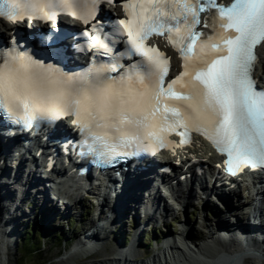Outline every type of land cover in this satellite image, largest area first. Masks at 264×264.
I'll list each match as a JSON object with an SVG mask.
<instances>
[{
    "label": "snow or ice",
    "instance_id": "snow-or-ice-1",
    "mask_svg": "<svg viewBox=\"0 0 264 264\" xmlns=\"http://www.w3.org/2000/svg\"><path fill=\"white\" fill-rule=\"evenodd\" d=\"M99 4L0 0V17L47 22L67 13L86 26L89 48L107 53V37L101 39L95 21ZM122 7L125 18L117 25L127 37L124 54L140 60L125 67L118 57L108 64L94 55L87 68L68 73L21 50L24 44L14 36L13 46L0 51V110L27 127L72 116L82 135L81 154L87 148L103 165L171 144L170 133L183 145L191 131L226 155L231 175L242 165H264V91L252 78L255 48L264 44V0H123ZM210 9L216 13L211 34L197 31L200 14ZM49 34L55 39L53 30ZM163 35L183 61L170 79L168 58L148 39Z\"/></svg>",
    "mask_w": 264,
    "mask_h": 264
},
{
    "label": "bare ground",
    "instance_id": "bare-ground-1",
    "mask_svg": "<svg viewBox=\"0 0 264 264\" xmlns=\"http://www.w3.org/2000/svg\"><path fill=\"white\" fill-rule=\"evenodd\" d=\"M6 24L0 21V29L6 28ZM260 51L264 52V45L260 47ZM262 67V65H261ZM200 147L199 145H195L193 149H191L189 152H194V156H199L202 157L200 153ZM183 155L185 158H183ZM181 157V164L178 166V170L175 171V176L179 177L180 170L184 169V172H190V177H186L185 180L182 181L184 185H187L189 182V179L191 177L195 176L194 178L197 179L196 182V196L200 193L205 194V192H201L202 186H201V181L200 180H205L206 183L210 184L211 186H218L220 188H223V190H245L244 193H249L250 195H255L258 192L257 195V201L254 203L253 206L249 207L248 209V216L245 218L241 217L238 213L235 215H221L223 218L222 219H202V220H195L197 221V225L199 228H203L204 232L207 233L206 240L203 241L204 238V232L203 235L201 236L202 239H195V230L198 229L197 226L194 224L193 227H191L189 224L191 223V220H182L180 224V227L176 231L175 234L170 235L168 239L162 240L160 243L159 239L156 237V241H153L150 243L152 246L153 251H158L159 254L152 259L145 260V261H140L139 264H150L151 261L153 264H235L237 262L243 263V264H262L264 263V243L262 242V237L264 236V233L261 235L257 234L254 231V222H260L264 226V180L260 179V175H257L253 181L251 182H245L242 181L239 184H234V185H226L225 183L221 182L219 179L217 173H215V169L212 166L213 162L215 161V157H210L206 159V162H204L205 167L202 168L200 171L198 170H192L193 165H187L188 161V152L187 153H182L180 155ZM33 158V157H32ZM21 159V157H20ZM19 157L14 156L12 153L9 151H6L0 156V264H5V256L4 253L9 249H12L14 245L16 246L17 244V239L14 244L12 238L18 237L16 230H19V222L21 219H26L24 215L26 213L21 209L20 207V202L21 201H28L26 199V196H28V192L26 191V187L28 189H31L34 191V193L37 194V198L34 199L39 200L40 197L42 196V199L48 200V196L45 194H42L40 191L39 183L40 179L37 177V167L30 172L28 170L31 168V163H28L27 165L23 164ZM35 159V158H34ZM33 159V160H34ZM20 160V161H19ZM3 161V162H2ZM11 163L10 165H8ZM17 165H16V164ZM183 168V169H182ZM142 177V178H141ZM138 177L136 180L129 182L127 184V187L125 190L121 192H116V199L118 200V203L114 208H112L113 204V191L111 190L110 193H104L103 196H96L97 199V205L99 206V215L96 217V224L92 227H90L89 231L83 235L84 241H79L77 242V246L79 247V250L83 249V247L87 246L89 243H97L100 240V234L98 231L103 227L111 226L113 225H108V223L113 224V222H122V219L124 215L130 216V214H134L135 210L139 211L140 209L148 211L146 208L142 207V203L146 202L147 204H151L153 201V206L154 204H157V202L154 201L153 199V185L149 184V180L151 179L150 176H141ZM181 180H179V183ZM149 185V187H148ZM180 185V184H179ZM5 186H8V189L6 192L4 191ZM66 188L69 190V196L71 199H74V203L68 204V203H63V204H68L64 205L65 210L62 213L63 215L65 214V211H68L70 205L74 206L72 208H76V205L78 203H82V201L87 198V195H83L80 191L76 190L75 188L72 187L71 183L66 184ZM204 189V188H203ZM31 191V192H33ZM207 191V190H206ZM11 192H15L16 195L14 197L11 196ZM199 192V193H198ZM19 193V195H18ZM41 193V194H39ZM146 194L147 199H152V200H147L144 197V194ZM216 194V192H213ZM86 194V193H85ZM8 197V198H7ZM67 197V198H68ZM7 198V199H6ZM20 198V199H19ZM25 198V199H24ZM11 201L10 206H9V211L12 210V215L13 217L8 216V213L3 210V204H6V201ZM143 199V200H142ZM21 200V201H20ZM32 200V201H34ZM18 201V202H17ZM41 201V199H40ZM109 201L110 203H106ZM175 198H172L169 202L168 198L166 200V205L167 207L170 206L171 210H174V205ZM177 203V202H176ZM26 204V203H25ZM131 206V207H130ZM56 207V206H55ZM54 206L52 207L55 208ZM71 208V209H72ZM140 208V209H139ZM73 210V209H72ZM54 211V210H53ZM55 210V214H56ZM162 212L156 210H152V212H144L145 216V223H147L149 227H152L155 222H159L164 228H166V219L160 220L161 216H163L165 213H167L168 208L162 209ZM166 211V212H165ZM29 210H27V214H29ZM53 213V214H54ZM52 214V213H51ZM169 214V213H167ZM166 214V216H167ZM135 215V214H134ZM174 215V214H173ZM172 215V216H173ZM24 216V217H23ZM108 216L111 217L108 219ZM23 217V218H22ZM225 218V219H224ZM234 218V219H232ZM244 219V220H240ZM209 220V221H206ZM236 220V221H234ZM245 220H250L245 221ZM93 221V222H95ZM230 221V222H229ZM23 222L21 223V225ZM97 225V226H96ZM99 228H96L98 227ZM144 227V226H143ZM145 227L142 229L144 230ZM252 229L254 232V238L247 237V239L251 240L250 246L249 245H244L241 246L240 244H237L235 241L242 239V241L245 243L246 241L243 240L245 237H234L231 238L229 236H225V234L221 233L220 236L217 239H224L223 241H217V239L213 242L217 244V242H220V244L224 245H230V246H237L241 247L243 249L249 248L252 249V253L250 252H242V251H234V250H229L226 252H219L218 247L211 245L209 243H212V236L214 235V232L217 231V234L219 232H225L230 234L231 236L234 235L232 233H236L238 231L242 232L243 234H252ZM141 230V231H142ZM232 232V233H230ZM238 232V233H240ZM133 238V237H132ZM131 238V240H132ZM188 239V242H187ZM96 240V241H95ZM129 241V245L127 247L117 249L116 254L114 255L113 261L115 264H127L129 263V258L128 254L131 252V247L132 244L134 243L133 241ZM197 240V242L195 241ZM233 243H229L232 242ZM187 242V244H185ZM190 242H196V245H201V249L198 252L199 257L194 256L191 254L188 249V244ZM228 242V243H226ZM236 244V245H235ZM97 245V244H96ZM254 245V246H253ZM191 249H194V247L191 245ZM260 247V248H258ZM216 248V249H215ZM218 248V249H217ZM221 249V248H220ZM227 249V248H226ZM78 252L80 253L81 251ZM89 250L85 248V252ZM195 250V249H194ZM73 251V250H72ZM74 253L78 254V252L73 251ZM197 252V251H195ZM194 252V253H195ZM214 253L213 256H210L211 253ZM209 253V254H208ZM257 253V254H256ZM209 255V256H208Z\"/></svg>",
    "mask_w": 264,
    "mask_h": 264
},
{
    "label": "rangeland",
    "instance_id": "rangeland-1",
    "mask_svg": "<svg viewBox=\"0 0 264 264\" xmlns=\"http://www.w3.org/2000/svg\"><path fill=\"white\" fill-rule=\"evenodd\" d=\"M194 177L195 176L189 179V181H191L192 179L194 180L189 184L188 187L186 186L187 189H184V194L182 196L185 197L186 218H179L176 222L177 224H175V222L169 224V222L166 221V228H159L158 230L156 228L159 226L154 224L155 226L153 225L154 227L152 226V228L149 229V225L145 223V216H143L144 212L148 211H144L139 208V211L135 210V215L132 213L128 217V215L125 214L122 219V222H119L118 220V222H113V224L108 223V225H113V227H102L100 231H98L101 236L100 240L96 243L97 245L95 247H90L89 250H87L86 252H78V254L71 253L73 252L70 251L72 249V246H74L79 241H84L83 235H85L89 231L91 226L93 227L97 223L95 220L96 217H98L100 211L94 193L97 190H90V192L87 194V198H85L82 203H78V205H76V208H72L74 206L70 205L68 211H65V214L63 215L61 209L59 210V208H56L57 206H60L59 204L55 208H53V211L52 207L54 204L50 203L48 200L45 201V199H42V196H39L41 201L40 199L35 201L34 199L37 198V194L34 193L33 190L28 189L26 187V191L29 193L28 196H26V199L28 201L20 200L21 202L19 204L21 206L20 208L23 209V211L26 213V215H24L26 219L20 220L19 227H17L19 228V230H16L18 237L16 236L12 238L14 244L16 242V239L18 238L16 246L14 245L12 249H9L8 252L6 251L4 253L5 264H115L111 260L116 254L117 249L127 247L132 237L133 238L131 241H133L134 243L132 244L131 252H129V254L127 255L129 258V263L127 264H139L140 261L152 259L157 255V253L159 254L158 251L152 250V245L150 244L151 239L155 238V233L160 235H166L167 233H171V235L172 233L175 234L180 226L179 223H181L182 220H191V223L189 225L191 227H193L194 224L197 226L198 229L195 230L196 233L198 231H201V229L204 232V229L199 228V226L197 225V221L209 218L222 219L223 217L221 215H224L226 213L232 214L235 212L236 214L238 213L241 217L245 218L246 216H248L249 207L253 206L258 199L257 195L260 190L255 195L244 193L245 190L244 192L243 190L236 192L224 191L223 189H218V187H212L203 179L200 180V184L202 186L201 192H205V194H200L198 192L199 194L196 196L197 179ZM7 189L8 186H5L4 191L6 192ZM213 192H216V194ZM14 195H16V193L11 192V196L14 197ZM9 200L10 199L6 201V204H3V210L7 213L9 211V206L11 203V201ZM27 210L30 211L29 214H27ZM55 210H57L56 214L54 213ZM8 214V216L10 217L14 216L12 215L14 214L12 213V210H10ZM245 221L249 222L250 220ZM22 222L23 224L21 225ZM254 223V231L257 234H259L258 232L260 231L264 232L263 224H261L260 222ZM143 226L145 227L144 230H142L144 228ZM96 228H99V226ZM27 230H31V237L29 239L28 237H26L24 242L27 243L29 247L28 245H26V247L23 248V251H20L18 249V247H20L21 245L20 238ZM238 232H230L234 234L231 236L230 234L225 232H219L217 234L216 231L212 236L211 242L215 241L218 237L223 236L220 235L221 233H223L225 234V236H229L231 238H234L236 236L245 237L243 238V240L246 241L245 243L242 241V239H239L235 242L237 244L242 243L243 246H250L251 240L247 239V237L254 238L253 229L251 231L252 234H243L242 232ZM196 233L195 237L197 236ZM206 237L207 233L204 232L203 241L206 240ZM261 237L263 239L262 242L264 243V236ZM223 240L224 239L220 238L217 239V241ZM195 241L197 242V240ZM187 242L185 244H187ZM196 242H190V244H188V251L194 256L199 257V255L201 254L200 253L198 255V253L200 252L199 250L202 249L200 248L201 245H196ZM233 242L234 241L229 243ZM209 244L214 246H223V249L217 248L218 251L221 253H224L229 250L242 251L244 253H252L253 251L249 248L243 249L234 245L226 249V246L224 244H220V242H217V244ZM191 245L194 247L195 250L191 249ZM36 246H40L39 254L28 255V251ZM213 255L214 253L212 252L210 256ZM150 264H153V262L151 261ZM235 264L243 263L237 262Z\"/></svg>",
    "mask_w": 264,
    "mask_h": 264
},
{
    "label": "trees",
    "instance_id": "trees-1",
    "mask_svg": "<svg viewBox=\"0 0 264 264\" xmlns=\"http://www.w3.org/2000/svg\"><path fill=\"white\" fill-rule=\"evenodd\" d=\"M46 234V233H45ZM47 235V234H46ZM49 235V234H48ZM155 235L156 236H158L159 234H156L155 233ZM26 237H28V239L31 237V230H27L22 236H21V245H20V247H18V249L20 250V251H23V248H25L26 247V245H28L27 243H25L24 241H25V239H26ZM27 241V240H26ZM25 244H24V243ZM28 247H29V245H28ZM27 249V248H26ZM39 252H40V246H36V247H34L33 249H31V250H29L28 251V255H37V254H39ZM27 255V256H28ZM26 256V257H27ZM25 257V256H24ZM17 264V263H16Z\"/></svg>",
    "mask_w": 264,
    "mask_h": 264
},
{
    "label": "water",
    "instance_id": "water-1",
    "mask_svg": "<svg viewBox=\"0 0 264 264\" xmlns=\"http://www.w3.org/2000/svg\"><path fill=\"white\" fill-rule=\"evenodd\" d=\"M226 214H229V213H226ZM233 214V213H232ZM235 215V214H234ZM81 250H83V251H81ZM81 250H79V251H81L80 253H83V252H85V249H81ZM76 252H78V250H76Z\"/></svg>",
    "mask_w": 264,
    "mask_h": 264
}]
</instances>
